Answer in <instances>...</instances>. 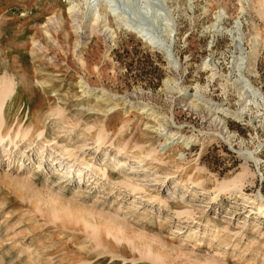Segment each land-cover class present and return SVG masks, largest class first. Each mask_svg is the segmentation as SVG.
Wrapping results in <instances>:
<instances>
[{
  "label": "rangeland",
  "instance_id": "obj_1",
  "mask_svg": "<svg viewBox=\"0 0 264 264\" xmlns=\"http://www.w3.org/2000/svg\"><path fill=\"white\" fill-rule=\"evenodd\" d=\"M91 3L0 0V71L38 77V142L56 138L93 164L122 160L112 180L129 174L133 188L109 186L61 146L46 144L43 159L38 146L0 148V264L39 253L49 264H262L264 0ZM49 102L77 127L47 118ZM106 122L110 144L96 151L85 127ZM121 132L162 163L119 157Z\"/></svg>",
  "mask_w": 264,
  "mask_h": 264
},
{
  "label": "bare ground",
  "instance_id": "obj_2",
  "mask_svg": "<svg viewBox=\"0 0 264 264\" xmlns=\"http://www.w3.org/2000/svg\"><path fill=\"white\" fill-rule=\"evenodd\" d=\"M86 1H87L88 7H90L91 4H92L91 0H86ZM90 10H91V8H90ZM68 11L71 14L74 13L75 12V6H70ZM98 13L99 12H97L96 14H98ZM95 17H93V18H95V22H97L98 19H99L98 18L99 16L96 15ZM134 32L139 34L140 37H143L145 40L148 41L147 35H145L144 32L141 31V29L140 30L135 29ZM35 42H36V40L34 39L33 44ZM160 48L161 49H165L162 46H160ZM18 66H20V65H18ZM34 73L37 74L36 71ZM37 78H38L37 76L36 77H33V76L31 77L30 75H25V74H14V72H12V73H9V72L2 73L0 71V148L3 149L4 152L7 153V155L12 156V155L15 154V153H13V149H16V148L19 151V153H23V155L25 154V151H23V149L19 148V144L20 143L23 144V145L24 144L27 145V148H28L29 151L34 150V148H36L38 146V150H40L39 157L41 159H43V155L45 154V151H46L45 150V145L46 144H50V146L56 145V146H59V148L61 146V148L66 151V153L69 155V158H71V160H73V162L75 161V163L79 164L82 169H84V168L88 169V171L92 172L93 175H95V176L99 175L98 177H101V179L106 180L108 182L109 186H110V184H114V187L116 185H119L120 187H127L128 189L133 188L132 179H130V175L129 174H124L122 172L118 173V174H120L118 176V178H115V179L113 178V180H112V177H114V175L116 174L115 172H117L116 169H120V168L126 166V164L122 160H117L114 157H109V159H114V160H112L113 161L112 163L102 160L99 163H94L93 164L92 162H90L86 158L76 155V153L74 152L73 148L69 149V147L66 146L65 144L63 145V144H60L61 142L60 143L56 142L55 141L56 138H49L46 141V143H44V144L42 142H38L37 141V140L42 139V137H45L44 136L45 135L44 128L42 126H40L39 128L37 127L38 122L40 120H38V119L36 120L35 119V117H37L38 114H39L37 109L39 107L43 106L44 102H41L38 98L35 99L34 101L29 99V96H32V95H34L33 93H35V91L32 90L30 88V86H31L33 80H36L35 83H37V85H38L39 80ZM25 87H27L28 92L30 93L29 95L27 93H25V92H22L21 88L24 89ZM20 90H21V93H20ZM49 101H51V100H49ZM55 103H53V104H55ZM46 104H47V111H46L47 118L53 119L52 120L53 122H58L59 121L60 122L59 125L65 131H66V129H70L69 128L70 126H72V128L73 127L75 128V126L77 127V125L74 122H72V120L67 119V116L63 115V111L59 107H57L55 105H51L50 102L46 103ZM94 129L95 128L92 125L91 126L87 125L85 127V130L87 131V135L89 134L92 137V139H94L93 141H95V143H98L97 147L95 148L96 151H98L103 146H105L108 142L110 144V134H111L110 132L112 130V127H111L109 122H106L104 125H102L98 129H96V130H94ZM117 132H118V130H117ZM116 135H118V138H117ZM114 136H116V138H117L118 145L111 144V147L114 149V151H117V154H118L119 157L126 155V157L127 156L130 157V158L138 161V163H140V164H144V162H146V161H151V162H155V163L156 162H160L161 159L160 160H158L159 158L157 159V157H159V156L156 157V156L147 155L145 147L142 146V141L139 140V139H136L137 136L135 138L134 136H129V135L124 134L122 132L121 133H115ZM173 136H175V135H172V137ZM128 138H130V140ZM127 139L129 140V142H128L129 147L132 148V149H130V148L129 149L130 150L134 149V151H129L128 146L126 144V140ZM169 140H170V138L167 139V142ZM151 151L150 152L147 151L148 154H150ZM152 152H155V151H152ZM104 155L107 156V154H104ZM162 159H164V158L162 157ZM160 163H162V162H160ZM51 164L52 165L55 164V167H56L57 170L61 168V167L56 166L57 163H51ZM58 164H62V163H58ZM113 165H114L115 168L111 169V166H113ZM22 166H23V164H21V167ZM65 168L67 169L66 170L67 173H69L68 174L69 177L75 178V176H77L80 181L82 179L84 180L81 168H79V170H77V171L72 170L70 167L68 168V167L63 166V169H65ZM110 172H112V173L110 174ZM227 184H228L227 186H223L222 185L219 190L220 191H224V190L228 189L231 186V182H229ZM136 189H134V192L138 190V189L137 190ZM34 200L36 201V199H34ZM52 200H54V198L51 199V201ZM55 200H54V202H57ZM60 202L61 201H59L58 204L62 205V204H60ZM47 203L48 202H46V204ZM159 203H160V206H162V207L167 205L162 200H160ZM114 205L115 204H112V206H114ZM49 209H51L50 211L53 212L52 214L55 217L58 214H60L61 211L63 210L62 208H59V207L49 208ZM77 211L79 212V209ZM63 212L64 211H62V213ZM71 212H72V210H71ZM183 214H185V212ZM67 215L69 217H71L68 213L66 214V216ZM256 215H259L262 218H264V203L259 205V211H258V213ZM54 216H53V218H54ZM110 217H108V218H110ZM57 219H61V218H57ZM117 222H118V220H117ZM207 230L209 232L208 234H211V235H213L216 232L219 233V230H218V228L216 226H208ZM162 245L165 248H167L166 244H162ZM150 247H148V248H150ZM247 247H248V249H250L251 245H247ZM150 251L152 252L153 249H151ZM151 252H149V253L151 254ZM155 252H157L158 255H159V253L160 254L162 253V250H158V251L155 250ZM155 252H153V253L155 254ZM253 252H255V254L252 256L254 258V260H256V261L260 260L258 258L259 255H260V250H255ZM154 254H153V256L156 255V254L155 255ZM34 256L32 258L30 257V259H29L31 263L49 264V262H50V261L44 262V260L41 261V259H39V258L43 257V255H41V253H39L37 255V257H34ZM163 256H161V257L163 258ZM261 256H263V254ZM155 259L157 260L156 256H155ZM64 260H65V258L60 259V261H64ZM262 264H264V261H263Z\"/></svg>",
  "mask_w": 264,
  "mask_h": 264
}]
</instances>
